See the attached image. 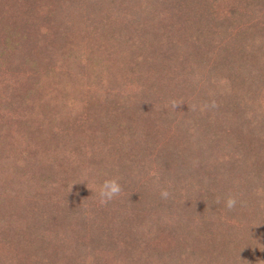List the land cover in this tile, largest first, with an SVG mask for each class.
I'll list each match as a JSON object with an SVG mask.
<instances>
[{
  "label": "rangeland",
  "instance_id": "obj_1",
  "mask_svg": "<svg viewBox=\"0 0 264 264\" xmlns=\"http://www.w3.org/2000/svg\"><path fill=\"white\" fill-rule=\"evenodd\" d=\"M0 264H264V0H0Z\"/></svg>",
  "mask_w": 264,
  "mask_h": 264
},
{
  "label": "clouds",
  "instance_id": "obj_2",
  "mask_svg": "<svg viewBox=\"0 0 264 264\" xmlns=\"http://www.w3.org/2000/svg\"><path fill=\"white\" fill-rule=\"evenodd\" d=\"M121 191L120 185L115 180H105L100 187L99 195L102 202L111 200L114 196L118 195ZM163 197L168 196V192L164 191L161 193ZM236 206V199L229 197L226 201V207L232 209Z\"/></svg>",
  "mask_w": 264,
  "mask_h": 264
}]
</instances>
